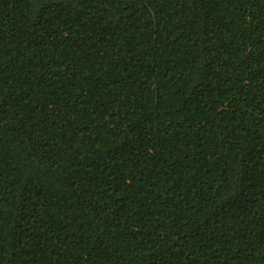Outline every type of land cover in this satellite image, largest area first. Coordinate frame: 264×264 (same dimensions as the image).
<instances>
[{
    "label": "trees",
    "instance_id": "1",
    "mask_svg": "<svg viewBox=\"0 0 264 264\" xmlns=\"http://www.w3.org/2000/svg\"><path fill=\"white\" fill-rule=\"evenodd\" d=\"M0 264H264V0H0Z\"/></svg>",
    "mask_w": 264,
    "mask_h": 264
}]
</instances>
